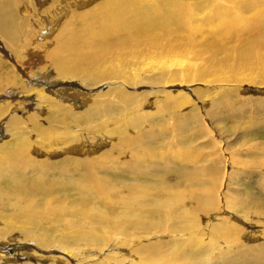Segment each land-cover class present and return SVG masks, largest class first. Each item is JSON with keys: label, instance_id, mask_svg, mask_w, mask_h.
Masks as SVG:
<instances>
[{"label": "bare ground", "instance_id": "bare-ground-1", "mask_svg": "<svg viewBox=\"0 0 264 264\" xmlns=\"http://www.w3.org/2000/svg\"><path fill=\"white\" fill-rule=\"evenodd\" d=\"M231 1L233 3L228 5ZM241 2H248L252 7L250 11L262 12L261 17H264V0ZM36 3L37 0H0V33L5 44H15L20 38L16 32L19 31V27L16 29L17 23L19 25L17 13L22 10L25 17L32 15ZM237 4L234 0L96 2L89 9L72 12L76 18L73 28L68 29L70 24L62 30L55 47L47 51L50 62L47 64L52 70L50 77L31 79L25 73L24 84L17 78L13 87H9L16 74L9 72L11 76L7 72L5 77L0 76V92H3L0 97L3 94L6 97V101L0 99V140L10 135L15 144L7 151H4L6 143L0 145V264L29 256L47 264H69L67 258L80 264L83 260L88 264L100 260L105 264H199L207 261L201 252L204 243L200 238V225L193 222L195 217L191 216L199 214L201 217L221 210L219 193L213 192L217 191L216 185H207V189L203 186L202 191H197L193 189L195 184L189 181L199 183L202 176L207 175L208 181L218 183L221 171L215 170L214 166L197 170L198 156L187 148L186 138L181 139L175 134L186 121L170 122L174 116L183 115L181 111L191 99L189 86L175 94L163 91L162 99L157 101L160 106L150 114L141 113V104L137 101L131 103L136 96H128L125 89L130 85L137 86V79H141L138 78L139 72L149 74L145 69H129L130 63L140 58L151 59V56L162 60L157 65L159 70L152 73L158 71L159 77L165 80L164 85L174 82L182 87L184 83L196 82L190 75L188 77L190 71L186 72L181 61V48L172 44L161 47L160 42L176 33L177 39L184 38L186 43L192 44L185 48L183 43L185 54L192 57L203 54L205 48L197 45L199 33L206 31L210 36L221 30L236 33L250 26V20L241 17L243 11ZM21 35L22 40L15 45L28 43L31 37L29 30ZM40 38L46 40V36ZM33 45L38 46L37 43ZM260 47L264 49V41ZM254 55L252 48L240 54L239 59L248 62ZM106 63L107 69L103 67ZM258 70L264 71V67ZM259 78V82L264 83V75ZM104 80L114 81L110 83L113 92L109 102L89 98L84 114L72 113L71 108H74L79 94L76 89L83 84L92 86ZM32 83L39 89L32 88ZM51 90L54 93L51 94ZM166 100H171L172 106ZM37 109L39 113L45 112L40 125L37 117L30 114ZM114 109L116 115L111 118ZM130 111L133 117L126 122V128H133L135 136L126 138L123 130L115 125L119 122V115L125 116ZM19 112L29 114L22 119L23 114L19 116ZM160 115H167L165 119L169 123L157 127L155 136L158 137L145 133L148 131L142 133L138 124L146 126ZM192 115L191 119L202 122L199 113ZM152 127L148 130H153ZM104 134L119 138L120 143L114 145L116 151L96 156L91 151L85 157H76L82 151V145L94 150L96 138L104 137ZM170 138H177L174 144ZM174 145H179L177 151L173 150ZM156 146H163L166 152L155 150ZM58 151L64 156L49 159ZM262 152L264 162V150ZM34 155L46 158L38 159ZM216 164H220V156ZM200 170L202 172L198 175ZM258 177L261 181V176ZM167 181H176V185H166ZM180 208H186L183 215L176 214ZM186 221L189 227L185 225ZM171 222L178 225L179 232H187L186 247L164 251L159 241L152 246L145 245L151 230L167 229L164 224ZM223 223L231 235L240 233L239 225L225 219ZM193 229L198 231L195 232L198 237L193 234ZM139 235L146 236L144 244L140 243ZM135 243L138 247L133 253L125 254L121 250V247L129 249ZM110 246L115 250L104 255ZM239 246L244 252L243 264H264V253L261 252L264 244L253 247L239 242ZM99 255H103L100 260Z\"/></svg>", "mask_w": 264, "mask_h": 264}, {"label": "rangeland", "instance_id": "rangeland-1", "mask_svg": "<svg viewBox=\"0 0 264 264\" xmlns=\"http://www.w3.org/2000/svg\"><path fill=\"white\" fill-rule=\"evenodd\" d=\"M105 1L108 0H37L36 8H34L35 11L32 14L35 15V18L31 17L32 15L25 17L24 14H22V10H20L16 16V20L19 22V25L17 23L16 26V29L19 27L17 29L19 31H16L17 33L19 32L20 35L18 41L22 40L21 33L25 30L30 31L31 37L28 43H23L25 47H22L23 44L15 45L18 41L15 42V44H5L2 40L4 39L2 37L3 34L0 33V42L2 45L0 47V60L2 61L0 63V76L3 75V77H5L7 72H14V74H16V76H12L9 73L12 77H16L12 85L9 87H13L17 78L20 81L22 80L21 82L24 84L26 81L24 80L25 73H27L29 77H32L31 79L38 78L39 76H43L44 78L50 77L52 70H50V67L48 66L49 64H47L50 63L47 60L49 55L47 51L55 47L58 36L61 35L62 30H65L70 24L71 26L68 29L73 28L72 24H75L76 18L73 16L72 12H75L76 10L81 12L91 8L96 2ZM234 2L238 3L236 6L238 8L241 7L240 9L243 11L241 17L250 20V26L246 30H240L236 33L228 28L230 33L221 30V32L217 31L211 36L206 31L202 30L203 32L199 33L197 36V45L202 49L205 48L203 54H199L195 57L185 54L182 49L183 43L185 48L192 44L189 42L186 43L184 38L177 39L175 37L176 33L169 34L171 35L170 38H164V40L160 42L161 47H167L172 44L177 45L179 49L181 48V61L186 67V72L190 71L188 77L190 75V78L196 82L186 85H184V83L182 84V87L174 82H168L166 83L168 85H164L165 80L159 77V72H155L157 74L152 73L155 69L159 70L157 65L158 63L161 64L162 60L158 59L159 57L155 58L151 56V59L146 58L147 60H145L140 58L130 63L131 66L129 69L141 68L145 69L144 71L146 72L148 71L149 74L139 72L140 75L138 78L141 79L137 80L140 84L136 81L138 82V84H136L137 86L130 85L128 88H124L128 93V96L129 94L136 96L134 97L135 101L132 100L131 103L135 104L137 101L141 104V111L143 110L141 113L150 114L156 112L157 108L160 106L157 101L162 99L163 95L161 93L163 91H172L175 94L177 91L180 93L182 89H184L183 87L187 88V86H189L188 94L191 99H188L189 103L185 108L183 107L181 111L184 118L182 116H178L179 118L174 116L173 120L170 122L176 123L177 121H186V124L183 125L181 129L179 128L180 130L176 129L175 134L176 137L178 136L181 139L186 138L187 148L190 149L196 157L198 156L199 165L197 170H199L200 167L201 169L202 167L210 169L214 166L213 168L215 170L219 169L221 171L220 182L218 183L208 181L209 176L207 175V178L206 176H202L199 183L196 181H189V183L195 184L193 185V189L197 191H202L203 188L207 189V185H216L217 191L213 192L219 193L220 202L218 206H221V210L217 213L205 214L201 217L199 214L191 216L195 217L193 222L195 221L196 224L200 225V238L204 243V245L201 246V252L205 255L207 260L205 262L200 261L199 264H243L242 261L245 259L243 257L244 252L242 247L239 246V242L253 247H257L259 244H264V162L262 161V150H264V83L259 82V76L264 75V71L258 70V68L261 69V67H264V49L260 47L264 41V17H261L262 12L250 11L252 7L248 2H241V0H234ZM232 3L233 2L231 1L228 5H231ZM244 6L246 7L243 8ZM262 9H264V4ZM254 14H256V17ZM19 16L21 18H19ZM33 19H35V21H33ZM41 35L46 36V40L41 39ZM257 41L259 43H257ZM33 43H37L38 46L36 47ZM6 45L9 46L10 49ZM14 47L16 48L14 49ZM252 48H254L255 51L254 59L252 58V60L248 61L249 63L239 59L240 54L246 53ZM150 50L153 51L152 49ZM149 60L152 61L150 62ZM261 62L263 63L260 64ZM188 65H193L194 68L191 69ZM103 67L107 69L108 64H104ZM41 73L43 75H41ZM142 74H144L146 78ZM200 77H204V80L199 81L198 78ZM56 81L57 80L54 82ZM67 81L68 80H65V82ZM112 82L114 81L104 80L101 81V83L98 82L92 86L83 84L80 88H77L76 91H79V94L74 103V108H71L72 113L84 114L83 110L88 107L89 98L91 100H101L103 103L109 102L113 92V89L111 90L110 86V83ZM32 88L39 89L37 85L33 83ZM60 89L61 88H58L57 90ZM2 93L3 92H0V95ZM50 93L52 94L54 92L51 90ZM0 99L6 101L5 95L3 94ZM166 102L171 106L173 104L171 100H166ZM70 103L72 102L70 101ZM23 112H19V116H21ZM115 112L114 109L110 113L112 116H108H111L112 118L116 115ZM44 113L45 112L39 113L37 109V111L31 112L30 114H34L37 117V123L40 125L39 122H43L42 115ZM197 113H199V119L203 118L201 123H197L196 120L191 119L193 116L192 114ZM28 114L29 113L23 114L21 118H26ZM117 114L119 115V113ZM131 117H133L131 111L125 116L119 115V122L115 125L123 130V136L126 138L135 136L133 128H126V122L130 121L132 119ZM166 117L168 116L160 115L153 121H150L148 125L145 126L140 123L138 126L142 133L143 131H148L145 133L158 137L155 136V134H157V127L169 123L165 119ZM197 124H199V127ZM151 126L154 127H152L153 130H148ZM9 136L0 140V145L6 143L4 151L9 150V148L15 145L13 138H10ZM118 139L119 138L116 135L104 134V137L100 135L99 138H96V146H94V150L90 149L91 147L88 149L87 146L85 147V145H82L83 148L81 150L83 152H79L76 157H79V155L85 157V155L90 154L91 151L95 156L103 154L104 152L107 153V151L109 152L110 150L114 152L117 150L114 145H118V142L120 143ZM170 139L174 144L177 138H174L173 140L172 138ZM160 142H162V139H160ZM178 146L179 145L175 147L174 145L173 150L177 151ZM161 148L156 146L155 150L158 149V151L166 152V149H164L163 146H161ZM197 151L198 153H196ZM51 156H49V159L55 160L60 159L64 155L62 151H58ZM219 156L220 164H216ZM35 157L38 159L46 158L39 156ZM260 161L263 163H260ZM258 164L260 165V168ZM201 172L202 171L200 170L198 175H200ZM173 173L179 176L176 172ZM259 175L262 178L261 181L258 179ZM150 179H152V177ZM158 183L162 184L157 181V184ZM167 184L176 185V181H167L166 185ZM190 186L192 187V185ZM216 196L217 194H215V198ZM186 208H189V206L186 205ZM186 208H180L176 214H182ZM258 212H260V214ZM224 219L229 223H234L237 226L239 225L238 231H240V233L235 236L231 235L229 233L230 231L227 230L228 227L223 223ZM191 220L192 218L190 221ZM164 225H167L168 228L151 230L149 237L151 238L155 235L151 240L150 238L147 239L144 235H139L140 243L144 244V239H147L145 245L152 246V244H156L159 241L162 242L164 251L173 247L184 248L187 246V242L185 241L187 232H179L180 229H178V225L174 222ZM185 225L189 227L188 221H186ZM190 232L192 231L190 230ZM195 232L197 233L198 231L193 229V234H195ZM195 235L198 237L197 234ZM135 247H138V244L135 243L133 246L129 247V249L121 247V250H123V253L125 254H130L134 252L133 249ZM81 248H83V246ZM81 248L79 247L80 250ZM114 250L115 248L110 246L107 248L106 252H104V255L107 254L108 251ZM261 252L264 253V247ZM97 257H99L100 260L103 255ZM15 261L16 262L6 264H47L46 261H43V263L40 261L38 262L36 258L31 256L27 259L21 258L18 259V261ZM67 261L70 262L69 264H80L71 261L69 258H67ZM100 261L93 262L92 264H105L102 263L103 261ZM81 264L88 263L83 260Z\"/></svg>", "mask_w": 264, "mask_h": 264}]
</instances>
